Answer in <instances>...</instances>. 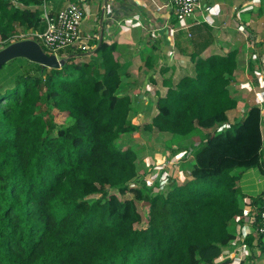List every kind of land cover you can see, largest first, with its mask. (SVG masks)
Instances as JSON below:
<instances>
[{
	"label": "trees",
	"instance_id": "obj_1",
	"mask_svg": "<svg viewBox=\"0 0 264 264\" xmlns=\"http://www.w3.org/2000/svg\"><path fill=\"white\" fill-rule=\"evenodd\" d=\"M16 1L0 0L4 42L18 27L33 31L42 21L31 6L44 0ZM97 51L99 64L69 50L62 68L29 61L14 86L0 91V264H229L222 257L236 238L231 222L244 213L238 178L247 169L264 171L260 105L206 132L190 151L192 178L173 181L167 192L134 182L143 147L117 140L156 130L176 142L228 123L238 106L230 88L238 52L198 57L195 74L159 95L157 113L141 127L130 119L131 96L121 92L115 46L102 43ZM45 105L72 124L53 125ZM138 202L148 204L145 217ZM255 240L264 251L263 236L244 238L251 248Z\"/></svg>",
	"mask_w": 264,
	"mask_h": 264
},
{
	"label": "crops",
	"instance_id": "obj_2",
	"mask_svg": "<svg viewBox=\"0 0 264 264\" xmlns=\"http://www.w3.org/2000/svg\"><path fill=\"white\" fill-rule=\"evenodd\" d=\"M72 1L81 3L86 11L81 31L88 50H73L69 55L99 64V46L102 43L115 46V57L121 65V92L132 98L131 120L132 113H137L150 116V123L157 113V97L165 95L183 76L194 75L198 57L226 55L236 50L238 68L231 77L230 88L235 94L246 93V98H250L249 93L257 94L256 101L237 97L238 106L229 111L228 124L239 121L250 106L258 104L263 108L264 137V0H200L201 7L183 21L177 19L168 0H44L42 5L31 7L42 12L46 6L55 13ZM152 100L155 106L149 108ZM220 128L221 124L214 129L200 128L190 137L182 138L197 139L198 132L205 134ZM182 138L172 145L169 183L192 178L194 156L187 139ZM262 152L264 160V148ZM142 161L139 157L138 162ZM249 170L242 171L240 176ZM260 171L264 174L263 169ZM239 187L244 213L231 222L236 233L233 241L242 233L246 237L253 232L260 205L255 197L264 192V189L253 192L255 188H251L253 195H250ZM246 247L250 248L248 244Z\"/></svg>",
	"mask_w": 264,
	"mask_h": 264
},
{
	"label": "rangeland",
	"instance_id": "obj_3",
	"mask_svg": "<svg viewBox=\"0 0 264 264\" xmlns=\"http://www.w3.org/2000/svg\"><path fill=\"white\" fill-rule=\"evenodd\" d=\"M29 31L30 30H27L23 27H18L17 31H15L10 41L4 42L0 39V50L7 47L5 46L7 44L10 45V43L12 44L21 41V35L26 34ZM29 61L30 60H27V58L25 57H20L17 59L9 60L1 66L0 91L9 89L14 86L18 78L24 75V71L29 68ZM256 94L257 93H249L250 98H246V93H236V96L240 98V100L245 99L246 101H256ZM149 105V108H151L152 106L154 107L155 100H152ZM42 108L48 111V118L51 119L53 125H56L57 127L68 126L71 125L73 122V119L67 113L62 112L54 107H51L50 105L42 106ZM131 117L132 121L140 124L141 127H143V125L148 123L151 119L150 116L144 117L141 116V114L138 115L137 113H132ZM228 126L230 125L228 123H225L221 125V129L227 128ZM197 134L200 135H195L197 136V139L192 138L189 140L190 136L182 138L187 139V142L191 147V151H193L200 145L202 137L205 136L201 132H198ZM173 137L174 136L169 133L165 134L156 130H140L136 131L133 134H125L117 140L118 145L122 147L129 144H140L144 146V148L139 151V157H141L143 161L141 163L138 162V177L134 181L136 184L142 186L144 183H146L147 185H149L150 188H153L155 192H167L170 188H172V182L169 183V179H171L172 177L170 178L168 174L171 170L170 166L172 165L170 164V158L172 157V145L177 144L179 142L176 141L174 143H170L169 140L174 139ZM180 142L186 143V141ZM157 173H159L160 175L156 176ZM249 178L251 180H248ZM237 183L241 185V190L243 192L253 195V192H258L264 189V174L260 171V169H250L248 172L244 173L243 176H240L238 178ZM251 188H255L253 189V192ZM97 196L98 195H92L90 198ZM132 196L133 195L130 193L126 195V197ZM138 204L140 211H142L145 217L148 212V204H146L145 202H138ZM244 238L245 237L242 233L237 241H233L230 243L229 246L224 247V254L222 259H232L229 264H264V251L257 247H250L249 249H247V243L244 241ZM256 244L257 240L254 241L253 245Z\"/></svg>",
	"mask_w": 264,
	"mask_h": 264
},
{
	"label": "built area",
	"instance_id": "obj_4",
	"mask_svg": "<svg viewBox=\"0 0 264 264\" xmlns=\"http://www.w3.org/2000/svg\"><path fill=\"white\" fill-rule=\"evenodd\" d=\"M12 2L17 4L16 0H12ZM168 2L180 21L192 17L196 10L201 7L200 0H168ZM206 9L209 10L210 8L207 7ZM41 17L42 21L39 28L21 35V41H36L43 50L46 49L44 50L46 53L55 55L58 59H64V53L68 50L78 49L83 52L88 50V44L84 41L81 31V25L86 17V11L81 3L69 2L55 13L44 6ZM253 233L264 237V194L260 199L258 218Z\"/></svg>",
	"mask_w": 264,
	"mask_h": 264
},
{
	"label": "water",
	"instance_id": "obj_5",
	"mask_svg": "<svg viewBox=\"0 0 264 264\" xmlns=\"http://www.w3.org/2000/svg\"><path fill=\"white\" fill-rule=\"evenodd\" d=\"M16 57H25L32 62H37L51 68H62L65 65L64 59H58L55 55L46 53L33 40L18 41L0 50V68L5 62Z\"/></svg>",
	"mask_w": 264,
	"mask_h": 264
}]
</instances>
